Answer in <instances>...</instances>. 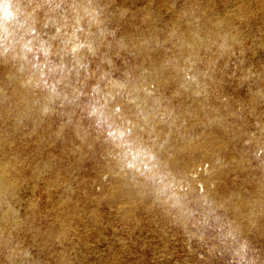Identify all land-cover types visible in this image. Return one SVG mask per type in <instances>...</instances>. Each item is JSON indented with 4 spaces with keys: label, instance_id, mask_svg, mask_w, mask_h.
<instances>
[{
    "label": "rangeland",
    "instance_id": "obj_1",
    "mask_svg": "<svg viewBox=\"0 0 264 264\" xmlns=\"http://www.w3.org/2000/svg\"><path fill=\"white\" fill-rule=\"evenodd\" d=\"M19 2L42 5L35 12L41 39L58 43L51 37L57 28L65 31V17L68 31L79 18L80 27L91 29L93 35L86 40L96 51L94 56L84 53L91 79H85L83 69L77 78L71 59H64L71 73L65 81L69 86L62 88L66 98L42 114L43 104L11 108L4 103L12 95L33 98L31 85L19 88L32 73L24 60L15 58L19 44L7 52L0 45V162L9 166L15 188V196L0 207V264H264V144L256 140L264 142V0H99L91 5V17L82 12L90 6L87 0ZM70 5L79 7L74 12ZM182 8L216 14L239 33L226 45L222 38L208 39L197 60L207 76L200 99L207 115L246 132L230 149L231 160L220 165L222 179L212 157L201 156L181 181L190 190L169 191L178 198L193 194L204 201L241 192L248 209L249 196L261 185L260 204L242 224L234 225L232 213L219 205L210 210L196 204L177 208L169 194L150 203L149 209L115 198L119 156L95 117L87 115L92 84L104 88L108 79L129 86L143 83L139 78L147 66L170 62L183 38L156 35L169 32L178 21L185 27ZM51 59L54 65L62 62L59 56ZM188 68L183 64L178 70ZM176 86L168 83L159 91L175 106L183 101L182 95H173ZM193 110L188 132L219 131L204 115L194 116L196 107ZM241 149L247 158H240ZM6 210L11 218L3 216Z\"/></svg>",
    "mask_w": 264,
    "mask_h": 264
},
{
    "label": "clouds",
    "instance_id": "obj_2",
    "mask_svg": "<svg viewBox=\"0 0 264 264\" xmlns=\"http://www.w3.org/2000/svg\"><path fill=\"white\" fill-rule=\"evenodd\" d=\"M41 7L42 5L31 7L19 0H0V45L7 52L19 44V56L29 65L32 73L26 83L33 89V98L25 101L12 95L4 103L11 108H20L22 105L39 108L43 104L39 110L42 114H47L51 110L49 105L66 98L62 88L69 86L65 81L71 73L66 70L64 59H71L77 78L83 69L85 79H91L93 73L89 70L90 62L85 59L84 53L94 56L96 50L86 40L93 35L91 29L80 27L79 18L68 31L69 25L65 17V31L62 33L57 28V35L51 37V41L58 43L41 39L36 31L34 18L36 10ZM70 7L75 12L79 6ZM53 56H59L62 62L54 65L51 59ZM178 75L174 96L190 91L193 86L199 87L191 68L181 69ZM89 95L92 100L88 105L87 115L95 117L97 127L113 146L125 167L134 169L162 188L178 189L181 192L190 190V186L186 188L172 174L165 159L167 141L161 140L157 134V128L162 125L170 129L173 126L179 128L186 121L176 125L170 101L157 93L155 84L143 82L129 86L108 79L104 88L99 83L92 84ZM169 117L173 118L170 120ZM244 143L247 144L248 141ZM260 151H264V148ZM256 155L259 156L260 152Z\"/></svg>",
    "mask_w": 264,
    "mask_h": 264
},
{
    "label": "bare ground",
    "instance_id": "obj_3",
    "mask_svg": "<svg viewBox=\"0 0 264 264\" xmlns=\"http://www.w3.org/2000/svg\"><path fill=\"white\" fill-rule=\"evenodd\" d=\"M96 1H99V0H87V3L90 6L82 12H84V14H86L87 16H90V17L93 16L94 10L91 7V5L92 3ZM254 1L260 2L261 0H254ZM118 8L119 6L117 7V9ZM150 15H151V12H150ZM180 15L183 18L184 22L186 23L184 28L180 27L179 21H178L174 23L172 29L169 32L168 31L167 32L166 31H158V32L156 31L157 32L156 37L160 35L180 36L183 38V43L181 45V48L178 50L177 54L174 55L173 58L170 59L169 63L160 62L158 64H151L147 66L144 69L145 70L144 75H142L139 78V82H144L146 80L152 81L158 87L157 93L161 94L159 91L166 84L173 83L177 85V80L179 79L178 69L181 65L184 64L185 66H188L189 68L193 70L194 76L196 77L198 81L199 87L197 88L193 86L190 91L183 92L182 94L183 101L179 105L177 106L172 105V104L169 105L170 108L173 109V117L175 118L176 125L178 126L181 124V122H184V121H186V123H184L183 127L177 128L176 126H173L171 129L168 126L162 125L157 128V134L160 136L161 140L167 141L165 159L168 161L169 168L172 174L178 180L180 181L184 180L186 173L196 164L199 157L201 156L212 157L215 163L213 164L214 165L213 169H215L217 177L219 179H222L224 176V173L221 171L220 165L222 164V162L231 160L230 149L233 148L234 145H236L239 136L246 131H243L242 129L236 130L232 126L224 124L220 117H216V116L211 117L210 115H207L204 104L200 102L201 96L206 91L204 80L207 78V76H205L204 72H202L201 67H200V62L197 60V58H198L200 51L207 48L206 43L208 39L213 38V37L222 38L223 43L226 45L227 43L237 38L239 33L237 32V30H234V26H232L231 23H227L223 21L222 18L218 17L216 14H209V15L203 14L202 15L201 13L196 12V11L192 13H188L185 8L184 9L182 8L180 10ZM125 36H128V34ZM129 38L131 39V37ZM142 50H144V48H142ZM15 58L19 59L20 56L19 55L15 56ZM29 76L30 75L27 74L24 77V79L20 82L19 88L21 90L29 86V84L26 83ZM262 76H263L262 77V81H263L264 75ZM257 88H258L259 97H262L261 91L259 90L260 86H258ZM196 93H199V94L197 95ZM195 107L198 109V111L196 112V114H194V116L204 115L212 128L214 127L219 128L218 132H211V131H209L208 133L188 132V128L191 127V123L188 120V118L191 115H193V113H195L193 110ZM173 117H169V119L171 120ZM262 131L264 133V126L262 127ZM227 133H231V135L227 137ZM256 140L260 144H264V142L262 143L261 140H258V139ZM240 151H241L240 158L245 159L248 157V154L247 152L244 151V149H241ZM263 163H264V160H263ZM118 166H119L118 168L119 172H118V176L116 180L117 183L113 191V196L115 198L123 200L124 202L130 205H141L145 209H149L150 203H152L153 201H158L163 195H166V194H169L171 196L172 204L176 206L177 208H181V209H184L185 205L196 204L200 206L204 205L210 210V209H213L215 206L219 205V206L225 207L226 209L229 210V212L232 213V215L234 216V220H235L233 223L234 225L242 224L243 219L245 218L246 220H249V221L253 218L254 211L256 207L260 204L259 194L263 191L262 186L260 185L258 186V189H256L254 193L249 196L252 206L248 209H245L244 207V202L246 200V197L241 192H229L226 195L219 196V197H217L216 195L215 197H213V199L209 201L198 200L195 198L193 194H190L185 197L180 196L181 198H178L177 196L171 195L168 188H162L160 185L146 179L145 177H142L134 169H129L125 167L123 163L119 162ZM14 196H15V188L9 176V166L3 162H0V207L5 200L11 199ZM3 216L6 218H11L12 213L10 212V210H6L4 211Z\"/></svg>",
    "mask_w": 264,
    "mask_h": 264
}]
</instances>
